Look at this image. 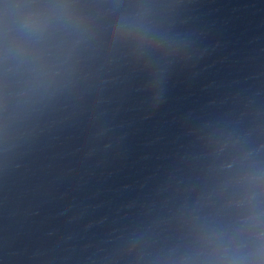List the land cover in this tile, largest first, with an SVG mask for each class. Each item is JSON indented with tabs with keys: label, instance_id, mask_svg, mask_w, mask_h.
<instances>
[{
	"label": "water",
	"instance_id": "water-1",
	"mask_svg": "<svg viewBox=\"0 0 264 264\" xmlns=\"http://www.w3.org/2000/svg\"><path fill=\"white\" fill-rule=\"evenodd\" d=\"M0 264H264V0H0Z\"/></svg>",
	"mask_w": 264,
	"mask_h": 264
}]
</instances>
